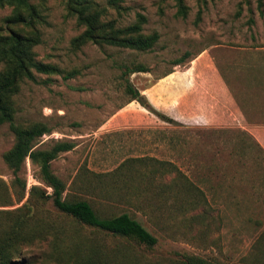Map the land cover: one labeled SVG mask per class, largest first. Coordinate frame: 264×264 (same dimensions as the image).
I'll use <instances>...</instances> for the list:
<instances>
[{
  "label": "rangeland",
  "instance_id": "obj_1",
  "mask_svg": "<svg viewBox=\"0 0 264 264\" xmlns=\"http://www.w3.org/2000/svg\"><path fill=\"white\" fill-rule=\"evenodd\" d=\"M31 2L42 5L47 21L40 26L36 58L79 74L63 79L61 74L35 73L36 81L23 80L15 97L16 122H44L51 128L36 140L35 148H50L57 140L74 142L51 162L52 172L65 184L66 197L86 199L100 216L128 213L156 243L147 247L78 224L52 199L36 202L32 197L33 223H47L39 240L23 246L22 264H56L50 257L53 250L57 255L62 245L77 243L84 251L85 245L98 247L111 258L110 251L118 249V264H183L185 255L218 264H264V243L257 242L264 227V152L237 127L143 128L146 124L136 123L140 118L158 116L130 100L119 68L122 63L148 67L127 79L163 113L158 105H163V90L174 94L175 71L207 53L228 76L248 116L263 121L264 0H207L199 16L198 0H185L184 18L176 15L172 0L163 2L162 10L159 0H125L128 10L120 23H130L139 11L147 18L144 31L159 34L146 52L93 43L76 48L72 41L83 27L67 14L64 0ZM108 9L116 17V11ZM9 12V7H0V23ZM186 52L183 63L173 65ZM13 142L8 124H0V177L8 185L13 175L3 154ZM129 158L139 160L119 167ZM180 173L202 191L194 205L187 204L192 197ZM22 175L27 191L33 185L51 191L28 158ZM19 205L0 206V211ZM14 216L0 213V224L5 226Z\"/></svg>",
  "mask_w": 264,
  "mask_h": 264
},
{
  "label": "trees",
  "instance_id": "obj_2",
  "mask_svg": "<svg viewBox=\"0 0 264 264\" xmlns=\"http://www.w3.org/2000/svg\"><path fill=\"white\" fill-rule=\"evenodd\" d=\"M124 1L106 0L104 5L96 0H64L67 14L73 17L79 26L83 27L82 32L73 39L72 44L76 48L93 43L99 46L139 52L150 51L159 39L158 32L146 33L144 31L147 18L139 11L135 13L133 21L121 24L119 19L128 10L122 4ZM166 1L159 0L160 10H162L161 5ZM172 1L176 6V15L186 17L188 6L185 0ZM206 1L198 0L201 4L198 16ZM6 6L10 8V12L2 18L0 23V124L7 123L14 135L13 145L3 154V161L10 169L13 178L8 185L0 177V206H12L14 203L20 205L12 211H0L6 215H16L8 219L5 226L0 224V264H22L23 246L30 245L41 238V229L45 228L47 221L38 219L39 221L33 223L36 209L30 203L32 197L36 202L39 200L46 202L48 199H52L59 211L78 224H85L112 236L135 241L147 247L153 246L156 243V237L128 213L100 216L86 199L66 197L63 194L65 184L52 172L51 162L61 152L71 150L75 145L73 141L57 140L50 148L38 149L35 148L36 140L40 136L50 133L51 128L44 122L28 124L16 122L15 97L23 80L36 81L35 73L61 74L63 79H69L79 74V71L77 69L62 70L54 64L45 63L36 58L34 47L42 40L40 26L47 22L41 4L33 3L31 0H0V7ZM108 8H113L116 11V17L110 15ZM187 56L186 52L174 59L173 65L182 64ZM119 68L121 76L127 80L125 89L130 94V100L138 101L159 118L167 122H174L165 114L154 109L143 94L128 82V75L135 72H147L149 71L147 66L142 63H122ZM255 143L259 146L256 141ZM259 148L263 151L260 146ZM27 158L38 166L39 177L51 189L50 192L36 185L31 186L27 191L26 179L22 175L23 165ZM134 160L139 159H126L119 167L124 169L123 167ZM110 174L114 173L110 172ZM180 175L185 181V192L191 194L192 197L187 201V204L194 205L197 195L202 196V191L193 185L187 176L181 173ZM27 194L28 197L23 202ZM21 211L24 213L17 214ZM257 242L264 243V227ZM55 246L59 247L56 243ZM85 246L88 249L84 251L79 243L75 246L62 245L60 252L56 255L53 250L50 257L56 264H118L117 259L120 258L118 249L110 251L113 257L111 258L98 247ZM183 264L218 263L207 261L196 255H185Z\"/></svg>",
  "mask_w": 264,
  "mask_h": 264
},
{
  "label": "crops",
  "instance_id": "obj_3",
  "mask_svg": "<svg viewBox=\"0 0 264 264\" xmlns=\"http://www.w3.org/2000/svg\"><path fill=\"white\" fill-rule=\"evenodd\" d=\"M174 77V94L163 90V105H158L174 122L147 115L136 123L146 124L143 128L147 130L237 127L247 132L264 151V120L248 116L228 76L217 68L207 53H200L188 66L177 69ZM150 101L157 104L154 98ZM159 124L162 126H156Z\"/></svg>",
  "mask_w": 264,
  "mask_h": 264
}]
</instances>
